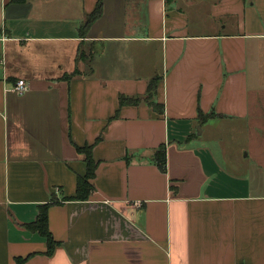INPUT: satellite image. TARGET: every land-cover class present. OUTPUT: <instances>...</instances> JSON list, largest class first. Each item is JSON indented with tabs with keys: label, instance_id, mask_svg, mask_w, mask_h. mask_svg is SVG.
I'll return each mask as SVG.
<instances>
[{
	"label": "crops",
	"instance_id": "crops-1",
	"mask_svg": "<svg viewBox=\"0 0 264 264\" xmlns=\"http://www.w3.org/2000/svg\"><path fill=\"white\" fill-rule=\"evenodd\" d=\"M97 1L0 0V264H264V186L202 138L264 119V0H102L84 35ZM54 198L48 256L25 224Z\"/></svg>",
	"mask_w": 264,
	"mask_h": 264
},
{
	"label": "rangeland",
	"instance_id": "rangeland-1",
	"mask_svg": "<svg viewBox=\"0 0 264 264\" xmlns=\"http://www.w3.org/2000/svg\"><path fill=\"white\" fill-rule=\"evenodd\" d=\"M262 80L264 82V79ZM259 96L261 99L264 98V94ZM201 131V129L197 130V136ZM202 138L205 143H208V146L211 145L221 166L227 165L224 161V155L227 159L233 158L226 162L232 163L239 170L234 172L224 166L227 175L235 176L234 174H237L235 178L241 180L242 183L248 182L261 187L264 186V119L251 120V124L237 121L236 123H226L218 128H208L205 131V137ZM206 138L210 142H207Z\"/></svg>",
	"mask_w": 264,
	"mask_h": 264
},
{
	"label": "trees",
	"instance_id": "trees-1",
	"mask_svg": "<svg viewBox=\"0 0 264 264\" xmlns=\"http://www.w3.org/2000/svg\"><path fill=\"white\" fill-rule=\"evenodd\" d=\"M14 2L22 1V0H13ZM103 13V3L102 0L97 1V6L92 14L87 16V20L83 24L81 28L82 34L86 35L87 30L91 27V25L99 19V17ZM75 74H66L63 76V80H68L71 77H73ZM158 83V79H155L150 82L149 87H148V94L149 98H152L155 95V90L156 86ZM140 99H132V98H126L124 96L120 97V105L124 106L127 104L131 103H138ZM155 108L159 109L160 112H163V105L162 104H155L152 103ZM200 120L203 122L205 121L206 118L210 117L209 115H203L200 113L199 115ZM75 148L77 152L81 155H84L86 157V163H87V170H86V175L84 176H79L78 181H77V192L74 197H72V200H77V201H85L90 198L92 193L95 191V187L93 185V181L96 178L97 175V168H98V163L95 161L94 156H93V149L94 147L92 145H85L82 147H79L75 145ZM155 161L157 163V166L159 169L163 170L166 172V148L165 146H160V148L155 152ZM56 202V199L54 198L51 203L41 205L39 206V214L37 216V220L34 223L30 224H25V228L32 232V233H37L41 235L47 244V255L48 256H53L55 253L56 248L60 245L58 241H56L53 237V235L49 231V219H48V212L49 209L51 208L52 205H54ZM35 254H32L30 256H27L25 258L22 257H17L15 259V264H26V262L33 257Z\"/></svg>",
	"mask_w": 264,
	"mask_h": 264
},
{
	"label": "built area",
	"instance_id": "built-area-1",
	"mask_svg": "<svg viewBox=\"0 0 264 264\" xmlns=\"http://www.w3.org/2000/svg\"><path fill=\"white\" fill-rule=\"evenodd\" d=\"M3 64H4V60L0 58V65H3ZM28 90H29V85L24 80L18 81L14 89V91L19 95L26 93Z\"/></svg>",
	"mask_w": 264,
	"mask_h": 264
}]
</instances>
